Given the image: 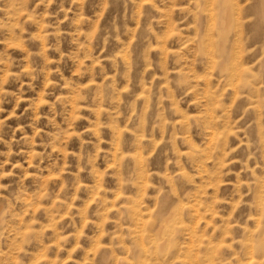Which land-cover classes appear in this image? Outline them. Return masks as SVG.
<instances>
[{"label":"rangeland","instance_id":"obj_1","mask_svg":"<svg viewBox=\"0 0 264 264\" xmlns=\"http://www.w3.org/2000/svg\"><path fill=\"white\" fill-rule=\"evenodd\" d=\"M0 264H264V0H0Z\"/></svg>","mask_w":264,"mask_h":264}]
</instances>
